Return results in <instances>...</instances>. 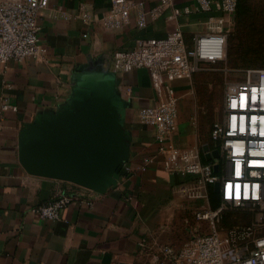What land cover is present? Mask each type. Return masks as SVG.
Returning <instances> with one entry per match:
<instances>
[{
    "label": "crops",
    "instance_id": "crops-1",
    "mask_svg": "<svg viewBox=\"0 0 264 264\" xmlns=\"http://www.w3.org/2000/svg\"><path fill=\"white\" fill-rule=\"evenodd\" d=\"M157 2L145 0V5ZM191 3L178 0L180 6ZM108 6L109 0H50L37 18L45 51L21 62L10 59L0 68V264H159V245L178 248L190 237L184 220H192L196 202L182 203L174 188L192 176L163 168L153 127L136 119L137 110L153 105L157 97L146 68L114 72L115 93L124 101V129L130 136L128 158L114 184L98 192L30 174L19 162L28 126L70 99L77 75L89 67L110 69L113 50L132 46L138 33L134 16L114 30L78 16L82 10L100 14ZM202 17L194 13L178 18L186 39L202 29L196 22ZM172 26L161 17H149L139 33L164 37ZM172 85L178 110L172 144L186 148L207 143L196 126L191 77L175 79ZM146 157L152 160L143 165ZM58 193L78 198L64 207L59 219L39 220L30 212L31 206ZM84 198L90 204L82 202Z\"/></svg>",
    "mask_w": 264,
    "mask_h": 264
},
{
    "label": "built area",
    "instance_id": "built-area-1",
    "mask_svg": "<svg viewBox=\"0 0 264 264\" xmlns=\"http://www.w3.org/2000/svg\"><path fill=\"white\" fill-rule=\"evenodd\" d=\"M191 1L190 5L180 6L178 0H158L147 8L145 0H109L108 8L102 13L82 10L78 16L111 30L122 28L134 16L138 33L131 47L113 50L110 70L115 73L136 68L148 70L157 97L153 105L137 110L136 119L153 127L157 153L163 156V168L192 176L174 188L182 203L196 202L191 209L192 220H184L190 237L178 248L159 245L158 263L264 264V68H246L241 80L228 84L221 119L213 122L210 129L213 145H207L206 151L202 150L203 145L180 148L171 142L178 116L177 94L172 82L190 78L201 64L213 66L223 62L227 37L235 26L238 0ZM49 2L0 0V68L10 59L21 62L45 51L39 43L37 18ZM194 13L203 14L196 20L202 29L186 39L178 18ZM149 17H161L173 22V26L164 37L142 35L139 32L146 28ZM242 94L244 107H240ZM233 100L237 104L235 108ZM233 116L236 117L234 129ZM242 119L244 130L240 131ZM213 150L217 151V157L206 159L205 153L211 154ZM151 160L152 157L144 158L143 165ZM125 170L130 171L129 166ZM215 183H218L217 190ZM77 199L74 195L58 193L45 203L31 206L30 212L39 220H57L64 207ZM81 201L90 204L87 198ZM213 201H216L214 205ZM228 210L249 214L251 220L225 226L223 219ZM200 222L206 224L205 231Z\"/></svg>",
    "mask_w": 264,
    "mask_h": 264
},
{
    "label": "water",
    "instance_id": "water-1",
    "mask_svg": "<svg viewBox=\"0 0 264 264\" xmlns=\"http://www.w3.org/2000/svg\"><path fill=\"white\" fill-rule=\"evenodd\" d=\"M115 85L114 72L104 65L78 74L70 99L28 126L18 152L23 168L98 192L114 184L127 161L130 139L124 129L125 104ZM217 155L213 150L205 158Z\"/></svg>",
    "mask_w": 264,
    "mask_h": 264
},
{
    "label": "rangeland",
    "instance_id": "rangeland-1",
    "mask_svg": "<svg viewBox=\"0 0 264 264\" xmlns=\"http://www.w3.org/2000/svg\"><path fill=\"white\" fill-rule=\"evenodd\" d=\"M245 4L248 10L228 38L226 59L213 66L201 64L191 76L196 126L206 141H210L213 122L221 119L223 95L228 84L241 80L246 68H264V0H245ZM250 220L249 214L228 210L223 225L248 223ZM200 227L205 231L206 224L200 222Z\"/></svg>",
    "mask_w": 264,
    "mask_h": 264
},
{
    "label": "trees",
    "instance_id": "trees-1",
    "mask_svg": "<svg viewBox=\"0 0 264 264\" xmlns=\"http://www.w3.org/2000/svg\"><path fill=\"white\" fill-rule=\"evenodd\" d=\"M248 10V6L245 4V0H238V3H237V10H236V18H235V26H234V30L236 29V27L238 26V23H239V20H241L242 18H244L246 12ZM234 30L228 35L227 37V41H228V38L230 36L233 35L234 33ZM226 46H227V42H226ZM219 64V63H218ZM206 141V140H205ZM207 143H204L203 145H209V146H212L213 145V142L211 141H206ZM204 160V159H203ZM216 203V201H213V205Z\"/></svg>",
    "mask_w": 264,
    "mask_h": 264
},
{
    "label": "clouds",
    "instance_id": "clouds-1",
    "mask_svg": "<svg viewBox=\"0 0 264 264\" xmlns=\"http://www.w3.org/2000/svg\"><path fill=\"white\" fill-rule=\"evenodd\" d=\"M253 99H255V95L253 96ZM232 103H233V101H232ZM253 119L255 120L256 118L255 117H253ZM235 117L233 116L232 117V126H233V129L235 128ZM244 130V127H243V119H242V121H241V127H240V131H243ZM253 131H255V129H253ZM262 134H264V129H262ZM253 163H260L259 161H253ZM240 174V171H239V164L237 165V175H239ZM252 175H258V173H256V172H252L251 173ZM239 186H237V195H239ZM245 196H247V186H245Z\"/></svg>",
    "mask_w": 264,
    "mask_h": 264
},
{
    "label": "snow or ice",
    "instance_id": "snow-or-ice-1",
    "mask_svg": "<svg viewBox=\"0 0 264 264\" xmlns=\"http://www.w3.org/2000/svg\"><path fill=\"white\" fill-rule=\"evenodd\" d=\"M244 99H245V97H244V95L242 94V95H241V103H240V107H244V106H245V105H244ZM252 99H253V97H252ZM236 106H237L236 101L233 100L232 107L235 108ZM234 117H235V116H234ZM235 119H236V117H235Z\"/></svg>",
    "mask_w": 264,
    "mask_h": 264
}]
</instances>
